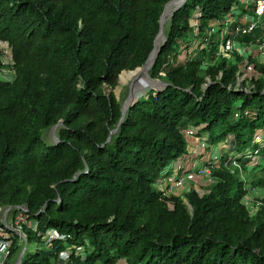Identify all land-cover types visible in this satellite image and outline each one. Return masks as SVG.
I'll return each mask as SVG.
<instances>
[{
  "label": "trees",
  "instance_id": "16d2710c",
  "mask_svg": "<svg viewBox=\"0 0 264 264\" xmlns=\"http://www.w3.org/2000/svg\"><path fill=\"white\" fill-rule=\"evenodd\" d=\"M170 1L0 0V41L9 43L15 71L12 82L0 78V206L14 215L25 206L36 226H23L24 242L13 243L8 261L59 264L68 251L67 264H264V206L249 215L237 174L215 169L209 193H186L191 208L177 196L171 208L157 187L173 163L193 157L188 128L213 144L232 136V158L246 170L264 164L251 156L264 152V141L253 143L264 132V65L244 92L230 87L239 67L220 55L221 37L202 39V57L180 59L183 46L235 6L229 35L256 43L257 30L237 34L253 5L186 0L148 71L164 84L138 93L124 117L113 92L124 70L146 64ZM56 125L58 140L47 143L44 133ZM248 183L262 185L264 176Z\"/></svg>",
  "mask_w": 264,
  "mask_h": 264
},
{
  "label": "built area",
  "instance_id": "2783aa9c",
  "mask_svg": "<svg viewBox=\"0 0 264 264\" xmlns=\"http://www.w3.org/2000/svg\"><path fill=\"white\" fill-rule=\"evenodd\" d=\"M243 3V0H242ZM253 5V15L249 17V22L246 26L238 28L237 34H251L257 30L262 23V19L264 18V0H248V2L244 5V7H247L248 5ZM240 9L238 6H235L234 11L231 15L225 17L223 20L215 22L210 25L208 30L206 31L205 37L201 38L205 41L206 44L212 43L213 39L217 36L221 37V40L219 42L220 45V55L226 58H230L231 54L238 51L239 53L245 51V49H250L252 46H257L259 50L264 51V35L262 37H259L257 39L256 43L252 44H246L238 42L235 36L229 35L231 32L229 31L230 25H232L235 21L237 16L240 14ZM248 17V16H247ZM217 23L219 26H216ZM194 36H199V28L198 24L195 21L194 22V30H193ZM216 40V39H215ZM247 46H246V45ZM0 46L4 48L5 54L8 57V64L6 67L2 68L0 71V78L4 81L12 82L15 79V71L13 68V57L11 55V47L8 42L0 41ZM184 50V52H182ZM181 54H184L183 56H180L181 60H185L189 52L186 51V47L184 46L181 49ZM180 54V55H181ZM208 64V63H204ZM255 65L254 63L250 62L249 60L245 63V70L243 72H239L236 76V79L234 82L230 84V87L235 88L236 90H241L244 92H252L255 89V82H252L254 80V74H255ZM222 77V73L219 76V79ZM257 79V78H256ZM208 81H210V78H208ZM242 115V111L238 108L235 110V119H239ZM185 135L187 138H196L197 139V146L198 148H201L205 152L209 150V152L212 153V155H216L217 163L219 161L220 156H223L225 154L230 155V160H233V153L230 151L232 146V140L233 137L229 136L226 140L221 141L217 144H213L209 142V134L204 133L202 135L198 134V128H188L185 131ZM264 141V132H257L255 134L253 143L258 144L262 143ZM263 149L256 148L251 152L252 158L258 163L264 161V153L262 154ZM198 157V156H197ZM235 161V160H234ZM237 167L241 169V165L238 162H234ZM201 165V164H199ZM197 164V160L194 157H190L188 159H180L173 163V171L160 178L157 182V187L159 190H161L163 193H166L168 190L167 188H184L187 186L188 183L194 182L199 177V172L202 167ZM248 196H244V203H247ZM260 202H257L255 206L253 207V211L248 209V212L250 216H254L258 210L260 209ZM12 209V208H8ZM7 210V211H8ZM19 212L17 213V224L20 225V231H22L21 237L25 238V233L22 228V223L28 219L27 214V208L25 206L18 208ZM4 225L5 223L2 222ZM32 223V222H31ZM32 226L34 229H36V226L32 223ZM50 237H57L61 238L57 231L54 230V233H50ZM13 246V241L6 235H3L0 232V264H6V262L9 260V257L11 256V250ZM78 251H82L83 248L79 247L77 248ZM67 257L69 258V252L64 251L60 254V259Z\"/></svg>",
  "mask_w": 264,
  "mask_h": 264
},
{
  "label": "rangeland",
  "instance_id": "374dc122",
  "mask_svg": "<svg viewBox=\"0 0 264 264\" xmlns=\"http://www.w3.org/2000/svg\"><path fill=\"white\" fill-rule=\"evenodd\" d=\"M247 2H248V0H243L242 4L245 5ZM169 25H170V22H169ZM169 25H168V27H169ZM216 26H219V24L217 23ZM168 27H167V29H168ZM256 33L260 37H262L264 35V18L262 19L261 26L257 29ZM165 37H166V33H165ZM215 39L216 38H214L213 40H215ZM206 47H207V45L206 44L203 45L201 39H197L196 41H193L192 43H190V47L188 49H186V51L190 52L191 56L202 57L204 54V48H206ZM182 52H184V50ZM0 54H1V57H0L1 60L4 63L8 64L9 60H8V57L6 56L5 50H4V48H2V46H0ZM183 55L184 54H181L180 56H183ZM229 60H231V64H233V63L238 64L239 69H238L237 74L239 72H243L245 70V63L247 60L254 63L256 72L254 74V80L251 81V83L256 82L259 78L263 77L262 66L264 65V51L259 50L257 46H252V47H250V49H245V51H243L241 53L236 51V52L231 54V57L229 58ZM208 61L209 60H206L207 63H208ZM209 63H212V62L209 61ZM6 66L7 65H3L2 68L6 67ZM121 74L123 75V73H121ZM220 74H219V76H220ZM237 74H236V76H237ZM148 75H149V72H148ZM219 76H218V78H219ZM149 78H150V76H149ZM131 83H132L131 81H128L126 83H122L120 80V77H119L118 86L113 90L116 97L121 101L123 109H126V113L129 109L130 105L132 104V102L135 101L131 98L133 96L137 97L138 92L143 91V92L139 93V96L144 95V92L148 88L153 87V86L159 87L162 85V83H160L159 80H157V79L152 80L151 78L148 80L144 79V78H140L133 84L134 85L133 87H132ZM132 88L134 90L133 95H132ZM108 91H111V89H109ZM43 138L47 143L56 142L58 140V128H54V127L50 128L49 130H47L44 133ZM190 141H191L190 138H188L189 143H190ZM189 150L191 151V155H192L194 153V151H192L191 147H189ZM263 153L264 152L262 151V154ZM202 157H204L205 159ZM218 158H219V161L217 163L216 155L213 156L212 153L209 152V150L204 152L203 154L199 155L197 160L199 162H201V165H202L200 172H199V177L194 182L188 183L187 186L184 188H177V187H175L173 189L167 188L168 191L166 193H163V197L167 200V204L171 208H174L175 201L173 199V196H177V197H181L184 200V202L191 208L189 201L187 200V198L185 196L186 193L189 192L190 190H195L200 195H204L206 193H209L213 182L216 180V177L214 175V170L221 168V166H223V167H226L232 174H237L240 178H242V180H244L245 188H247V193L245 195L248 196L247 203H244V198H243V203H244L245 207L250 209L251 211H253V207L255 206V204L257 202H260L261 203L260 209H261V207L264 206V184L258 185V186H252L248 182L253 180V179H256L258 176L259 177L264 176V164L261 167H255V168L253 167L254 163L249 164L248 169L246 170L242 163L238 162L241 165V169H240L234 163L235 162L234 160L229 159V163H226V162H224V160L227 157H225L223 159L222 156H220ZM221 162H222V164H221ZM261 162H262V160H261ZM257 168H258V171H257ZM8 208L9 207L0 206V221L5 223V225L3 224V226H0V232L3 235L8 236L13 241V243L18 242L19 244H21L24 242L22 240L23 238L21 237V234H22V231H20L21 230L20 229L21 224H19V225L17 224V217H16L17 215H14V212L11 209L8 210ZM259 210H258V212H259ZM23 226L33 228L31 221H29L28 219H26V221H24L22 223V228H23ZM49 232L54 233V230H51ZM31 246L33 247L34 243H31ZM68 261H69V258H67V257L61 258L59 261V264H67ZM7 262H6V264H19L18 260H10Z\"/></svg>",
  "mask_w": 264,
  "mask_h": 264
},
{
  "label": "bare ground",
  "instance_id": "6f19581e",
  "mask_svg": "<svg viewBox=\"0 0 264 264\" xmlns=\"http://www.w3.org/2000/svg\"><path fill=\"white\" fill-rule=\"evenodd\" d=\"M184 0H171L169 2V4L167 5L166 7V10L163 14V18H162V32L160 34V37L157 41V47H156V50L154 51V53L152 54L151 56V59H150V62L148 63V65L146 67H142L136 71H125L123 72V75L121 74L120 76V80L122 83H126L128 81H131V85L132 87L134 86L133 84L140 78H144V79H150L149 78V75H148V67L151 63V61L153 60L157 50L159 49L160 45L163 44V41H164V38H165V33H166V30H167V27L169 25V22L171 20V17H172V14L175 12V9L181 5L183 3ZM131 72V73H130ZM153 85V84H152ZM131 89V88H130ZM144 89V88H143ZM131 91V90H130ZM140 92H143V91H140ZM138 92V93H140ZM134 93V90L132 88V95ZM143 94V93H142ZM131 95V94H130ZM129 95V96H130ZM128 96V97H129ZM138 97L136 96H133L131 99H137ZM127 106V105H126ZM55 131V130H54ZM59 135V134H58ZM57 139V138H56Z\"/></svg>",
  "mask_w": 264,
  "mask_h": 264
},
{
  "label": "water",
  "instance_id": "95a60500",
  "mask_svg": "<svg viewBox=\"0 0 264 264\" xmlns=\"http://www.w3.org/2000/svg\"><path fill=\"white\" fill-rule=\"evenodd\" d=\"M185 2H186V0H184L183 3H182L181 5H179V6L175 9V11H177L179 8H181V6H182ZM168 4H169V2L166 4L165 9H164V12H165L166 7H167ZM164 12H163V14H164ZM163 14L161 15V19H160V25H161V28H160V32H159V34H158V36H157V38H156V41H155V47H154L152 53L150 54V56H149V58H148L146 64H145L144 66H142V67H146V66L148 65V63L150 62V59H151L152 54H153L154 51L156 50V47H157V41H158V39H159V37H160V34H161V32H162V18H163ZM173 15H174V13L172 14V16H173ZM165 41H166V37L164 38L163 44H164ZM163 44H162V45H163ZM162 45H160L159 49L157 50V52H156V54H155L153 60L151 61L150 65H149V67H148V70H149V69L154 65V63L156 62V59H157L159 53L161 52V47H162ZM142 67H138V68H136L135 70H129V71H136V70H138V69H140V68H142ZM125 71H127V70H124L123 72H125ZM123 72H122V73H123ZM160 83L164 84L162 81H160ZM133 103H134V102H132V104H133ZM127 108H128V107H127ZM125 114H126V109H123V117L125 116ZM62 123H63V121L60 122V124H62ZM58 126H59V125H56L54 128H58ZM18 263L21 264V257L18 259Z\"/></svg>",
  "mask_w": 264,
  "mask_h": 264
},
{
  "label": "crops",
  "instance_id": "0c3cea01",
  "mask_svg": "<svg viewBox=\"0 0 264 264\" xmlns=\"http://www.w3.org/2000/svg\"><path fill=\"white\" fill-rule=\"evenodd\" d=\"M190 140L192 141V142L190 141V143H189L190 144V147H191L192 151H194V153L191 155V151L189 150L190 155L193 156L194 158H196V160H197V158H198L197 156L203 154L205 151L202 150L201 148H198L197 142H196L197 139L195 137L194 138H190ZM197 164L199 165V164H201V162H199L197 160ZM199 166H201V165H199Z\"/></svg>",
  "mask_w": 264,
  "mask_h": 264
}]
</instances>
